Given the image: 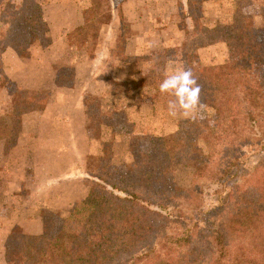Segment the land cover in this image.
<instances>
[{"label":"trees","instance_id":"obj_1","mask_svg":"<svg viewBox=\"0 0 264 264\" xmlns=\"http://www.w3.org/2000/svg\"><path fill=\"white\" fill-rule=\"evenodd\" d=\"M49 1L0 0L1 13L28 29L46 48L52 43L43 14ZM199 5L204 9L203 3ZM236 6L231 26L206 28L198 22L187 33L195 41L191 39L180 48L192 57L199 48L230 40L229 62L204 67L199 78L201 100L214 114L187 123L180 137L149 138L146 153L131 145L135 165L130 172L107 178L104 171L91 173L95 182L84 205H91L87 220L93 223H86L85 229L70 239L59 235L44 236L33 244L19 242L7 251L8 264H107L118 254L129 252L136 253L129 262L264 264V164L246 178L238 177L245 160L264 150V137L259 133L260 119L264 120V27L256 29L254 18ZM118 8V0H91L83 11L84 24L67 36L69 47L95 53L104 21H112ZM195 11L192 14L198 19L206 17ZM120 18L118 39L125 44L131 36L126 18ZM252 31L259 34L252 36ZM9 46L5 39L0 42V54ZM63 62L56 65L60 75ZM163 78L154 83L156 96L169 95L159 91ZM11 84L20 114L16 122L21 124L24 114L42 106ZM242 120L250 131L245 139H240ZM116 129L120 131L117 125ZM99 160L101 164L104 161ZM158 174H162L161 181ZM203 179L217 187V194L225 191L228 195L227 201L212 211V218H218L206 235L198 232L197 223L177 215L175 204L166 195H188L187 199L197 201L195 189Z\"/></svg>","mask_w":264,"mask_h":264},{"label":"crops","instance_id":"obj_2","mask_svg":"<svg viewBox=\"0 0 264 264\" xmlns=\"http://www.w3.org/2000/svg\"><path fill=\"white\" fill-rule=\"evenodd\" d=\"M60 1L52 0L43 7L52 36L48 47H41L33 39L32 46H36L27 49V55L10 45L0 58L2 73L11 83L26 92L31 100L33 94L44 96L40 109L22 116L17 137L0 139V264H8L7 251L13 250L19 242L33 244L44 236L61 235L66 229L69 213H72L70 218L74 217V211L87 200L91 184L95 182L90 161L103 158L104 148L110 143L113 164L120 153L119 143L124 138L123 143L128 142L130 152V137L135 134L133 131L128 134L117 132L116 121L107 118L99 123L97 137L91 135V116L97 115H93L87 95L100 100L125 96L124 84L137 78L120 72L118 75H100V69L112 61L128 71L133 63L142 62L140 56L147 46L142 41L140 27L143 23L137 10L133 9L137 1L126 0L124 4V12L129 21L135 23L132 26L138 30L137 34L129 37L119 49L117 30L120 26L116 31L113 29V39L106 40L110 23L105 22L92 60L76 65L69 63L74 69L73 74L59 78L62 75L56 65L65 61L63 57L67 51L76 50L67 44V36L84 24L83 11L90 7L88 2L87 6H76L78 11L74 20L52 24L47 10L56 5L52 3ZM211 1L202 0L206 17L201 18L200 24L206 28L203 20L210 16L207 7ZM54 16L52 14V20ZM153 23L156 27L157 21ZM114 83L120 84L118 90ZM154 90L156 96L155 87ZM2 92L3 96L7 95V88L2 87ZM2 105L4 103H0V112ZM112 108L119 112L126 107ZM101 110L97 112L98 117L102 115Z\"/></svg>","mask_w":264,"mask_h":264},{"label":"rangeland","instance_id":"obj_3","mask_svg":"<svg viewBox=\"0 0 264 264\" xmlns=\"http://www.w3.org/2000/svg\"><path fill=\"white\" fill-rule=\"evenodd\" d=\"M136 1V5L139 4V6L135 5V7L133 6V9L137 10L140 16L139 19H141V22L143 23L142 27H140L142 28L141 31L143 32L142 41L147 46L143 55L140 56V60H142V62H140V64L133 63L128 71L125 67H121L122 65L118 62L115 64L114 61H112L111 63H106L100 69V75L110 74L111 76L114 75V73L118 75L117 73L120 72L124 73L125 75H130L134 78L136 76L137 78L124 84V90L126 91L125 96H120L116 99L110 100L107 98L100 100L96 96H92L90 94L87 95V100L90 104V107L92 108V113L93 115H97L96 117L91 116V135H98L97 128L99 123L102 121V119L103 121L108 120L107 118H111L112 120L116 121V125L121 132L133 131L136 134H131L130 137L131 139L129 143V149L131 153L127 148L128 142L125 144L123 143L124 138L123 141L119 143L120 153L116 156L113 164L111 163L113 148L112 144L110 143H108L104 148L106 155L103 157L104 161L102 164L99 159H93L90 161L89 166L91 171L94 174H101L104 171L105 178H107L110 174L119 172L126 173L134 169L133 166L135 165V159L131 151V145L137 147L141 154L146 153L148 149L147 141L149 138L153 140L160 137H180L183 133L182 130L187 123L208 118L214 114V111L207 107L205 110H198L189 117H185L179 113L175 117L170 116L167 111V105L168 101L173 99V97L170 95L155 96L154 90V83L157 81L158 77L164 76L166 67L169 72L175 69L191 68L199 83L200 74L204 67L225 64L230 60L228 49V41L230 40L227 39L226 41H221L213 45H207L205 47L199 48V50L196 52V55L192 57L190 54L186 55L185 51L180 50V48H183V46L187 45V42L189 43L192 39L190 37L191 35L189 36L187 33L190 30L192 31L198 22L199 24L200 22L202 23L201 19H198L197 16L192 14V12H196L195 10H198V12L200 11V13H204V9L201 10L199 5V3H202V0H189V3H191V9L188 7L187 0ZM87 2L91 5V0H62L60 2H55L52 3L56 4L54 7H51V9L48 8L47 15L51 21H53L52 24L56 23L61 25L74 20L77 14L76 10L78 9L79 5L87 6ZM125 2L126 0H118L119 8L113 12L116 18H114V20L112 19V21H104L107 22V24L110 23V26L107 28V30H110V33L107 35L105 32L107 35L106 40L113 39V29H115V31L117 30L118 25H120L121 16L126 18L128 36L137 34L138 30H134L132 26L135 25V23H131L129 21L127 12L126 14L124 12ZM59 4H62V6ZM236 5H240L242 8H244L249 16L254 18L253 24L256 29L264 27V0H212L210 6L207 7V12H210V16L204 19L203 23L208 28H215L216 26H231L237 8ZM175 10L177 11L174 12ZM119 12L121 15H119ZM63 13L66 14L63 15ZM52 14H55L53 20L51 18ZM160 14L162 15L161 18H159ZM155 21H157L156 27L153 23ZM104 29L106 30V27ZM256 32L257 31H252L253 35H251L254 36L259 34ZM117 33L118 35L121 33L120 28H118ZM4 39L10 45L16 46L20 52L23 51L24 55H27V49H30L32 43H35L33 40L34 38L28 29L24 28V26L20 25L18 22H15L14 19L12 20V17L9 15H3L1 13L0 6V42H2ZM35 46H32V48ZM121 47L122 44L119 42V49ZM190 51L192 53V50ZM118 52L119 51H117V53ZM64 56L65 57L63 58H65V61L60 66L61 70L64 71V73H62V77L69 73L73 74L74 69L69 65V63L81 64V62L85 60H92L93 54L86 52L85 50H69ZM170 59L176 61V63L170 65L168 63ZM2 70L3 67L0 64V90L2 87H5L7 88L8 94H4L3 96V92L0 93V103H4V106H1L2 108L0 112V139L12 137L15 138L19 134L18 131L20 126V124L16 122V117L20 114L17 111V106L15 104L16 98L13 93L14 87L2 73ZM135 73L137 75H135ZM113 86L115 87V90L120 88L119 83H114ZM31 98L37 103L38 106L43 105V95L33 94ZM120 105L126 107L124 111H113L112 107H117L120 109ZM100 109H102L101 113L103 116L100 114L98 117L97 112H99ZM260 122L262 123V126L259 128V133L261 136L260 138H263L264 120L260 119ZM241 125L242 131H240V139H245L247 136H250V131L245 128L247 122L244 120H242ZM255 132L257 133V130H255ZM110 150L111 153L109 154L108 152ZM263 164L264 150L245 160L238 173L239 179L244 177L246 178L249 173L260 168ZM106 168L109 170L105 171ZM157 178L161 181L162 174H158ZM199 185L200 188L195 189L196 194L198 195L197 201L192 200V197L187 199L186 197H188V195L185 197L181 195L178 196L173 193H167L166 195L167 197L171 198L173 201L172 203L175 204V213H177V215H184L186 218L190 219V223H197L196 225L198 232L201 235H206L209 232H212L214 228V221L218 218H212V211L221 203L227 201L228 195L225 191L220 193V195L217 194V187H215L212 182L206 179L200 181ZM93 186L94 183L91 184V188ZM85 203H87V200L77 210L74 211L76 214L73 212L75 215L72 216L74 217L70 218L72 213H69V217H67L68 221L65 225L66 229L60 236L70 239L73 235H78L81 233V230H84L86 226H90L91 223H93L87 220V218L91 216L90 213L92 211V207L91 205H84ZM198 206L200 210H197ZM201 211L202 213H200ZM86 223L90 224L86 225ZM57 236L54 235L51 237ZM135 254V252L118 254V256L112 262L107 264H171L166 261L152 263L150 261L147 262L144 259L140 262L136 261L135 259L134 261L129 262L135 257Z\"/></svg>","mask_w":264,"mask_h":264},{"label":"clouds","instance_id":"obj_4","mask_svg":"<svg viewBox=\"0 0 264 264\" xmlns=\"http://www.w3.org/2000/svg\"><path fill=\"white\" fill-rule=\"evenodd\" d=\"M168 63L171 65L176 61L170 59ZM159 91L161 94H169L173 97L167 105L168 114L172 117L177 116L178 113L189 117L198 110L207 108L201 100L202 88L191 68L169 72L166 67L164 78L159 83Z\"/></svg>","mask_w":264,"mask_h":264}]
</instances>
